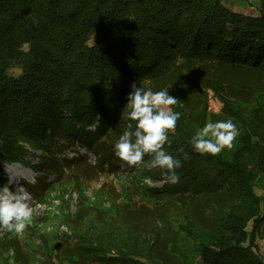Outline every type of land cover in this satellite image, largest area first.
I'll return each instance as SVG.
<instances>
[{
  "label": "trees",
  "instance_id": "16d2710c",
  "mask_svg": "<svg viewBox=\"0 0 264 264\" xmlns=\"http://www.w3.org/2000/svg\"><path fill=\"white\" fill-rule=\"evenodd\" d=\"M259 6L252 15L225 0H0V162L27 164L22 144L40 150L37 169L56 177L43 190L68 166L53 158L56 147L78 143L96 157L95 174L132 171L121 175L124 200L111 202L112 215L75 233L85 220H78L85 207L77 209L72 234L43 264H186L169 235L174 225L198 242L200 264H264L247 245L249 223L264 229V197L256 195L264 192V0ZM133 82L169 88L180 101L171 106L180 117L164 145L181 159L179 183L147 168L153 154L132 167L114 155ZM209 96L218 111L209 110ZM228 119L238 127L231 148L215 156L193 149L198 129ZM145 179L164 183L151 188ZM216 194L227 206L210 200L207 228L193 207ZM162 200L171 204L154 218L157 231L123 221ZM114 233L142 237L123 246ZM105 236L101 246L95 238ZM15 264L41 263L23 249Z\"/></svg>",
  "mask_w": 264,
  "mask_h": 264
},
{
  "label": "rangeland",
  "instance_id": "374dc122",
  "mask_svg": "<svg viewBox=\"0 0 264 264\" xmlns=\"http://www.w3.org/2000/svg\"><path fill=\"white\" fill-rule=\"evenodd\" d=\"M259 1L225 0V3L233 10L254 15L260 7ZM219 107L220 104L209 96V110L216 112ZM22 148L26 150V155H28L27 164L0 162V186L12 181L10 185L12 190L16 187H23L29 191L32 194L34 211L31 222L22 233L17 234L12 231L5 234L6 230L0 227V230H4L0 233V264H15L23 249H28L30 258L41 264L45 262L43 258L55 257L57 251L64 246L65 241L62 239H67L73 232L72 218L75 222L77 209L85 207L78 216V220L80 218H85V220L78 223L75 233L83 232L90 220L95 221L96 219L97 222H103L104 215H112L110 211H107L112 205L111 202L116 200L117 204H121L124 200L121 175L132 174L131 170H124L118 176L107 175L106 173L95 174L93 166H95L96 157L75 143L74 147H64L62 150L56 147L57 149L52 155L53 158L61 166L66 163L68 166L63 167L62 171L59 170L58 173L61 176L59 183L50 189L43 190L39 185L51 182L56 177L37 169L39 161L43 159L40 150L31 149L26 144H22ZM134 180L136 183L137 180L135 178ZM143 183L151 188H160L164 181L153 182L145 179ZM256 195L262 199L264 192L256 190ZM210 200L222 202V206H227L228 202L225 196L221 194L212 195V197L201 196L196 200L193 211L199 219L202 218V223L207 228L214 224L210 218V213L214 214V206L211 208ZM135 201L140 203L138 197ZM166 204H171V202L162 200L153 206L143 204L148 207H143L135 214L127 213L123 221L155 232L158 230V226H156L154 218L168 211ZM39 205H44V209L42 210ZM190 224L195 228L192 222ZM259 226V224L249 223L247 231H250V235L247 245H250L256 254L264 259V229L261 232L262 227ZM173 230V236L169 233L171 241L186 264H200L197 257L199 254L198 242L178 230L176 225H174ZM111 236L123 246L129 245L133 240L139 241L142 237L130 236L126 233L122 236L114 233ZM106 237L95 239L100 242L101 246H106L108 244L106 240L104 241ZM55 246L58 247L55 248ZM111 253L113 252L111 251Z\"/></svg>",
  "mask_w": 264,
  "mask_h": 264
},
{
  "label": "clouds",
  "instance_id": "9594fccd",
  "mask_svg": "<svg viewBox=\"0 0 264 264\" xmlns=\"http://www.w3.org/2000/svg\"><path fill=\"white\" fill-rule=\"evenodd\" d=\"M125 105L128 121L122 135L114 144V155L126 162L128 167L140 165L145 154H153L147 164L149 170L160 169L165 181L179 183L180 177L176 170L181 167V159L169 154L164 148L170 145L167 133L175 130L180 113L173 112L172 105L180 101L168 94L165 88L156 92L145 90L131 84ZM238 136V127L232 119L227 121L209 122L198 129L190 140L193 149L203 155L215 156L222 149L231 148ZM183 160L190 159L183 148L177 149ZM12 181L0 186V227L9 232L22 233L31 222L33 215L32 194L23 187L10 188ZM43 210L44 205H39Z\"/></svg>",
  "mask_w": 264,
  "mask_h": 264
},
{
  "label": "bare ground",
  "instance_id": "6f19581e",
  "mask_svg": "<svg viewBox=\"0 0 264 264\" xmlns=\"http://www.w3.org/2000/svg\"><path fill=\"white\" fill-rule=\"evenodd\" d=\"M2 232H4V230H0V233H2ZM9 231H5L4 233L6 234V233H8Z\"/></svg>",
  "mask_w": 264,
  "mask_h": 264
},
{
  "label": "water",
  "instance_id": "95a60500",
  "mask_svg": "<svg viewBox=\"0 0 264 264\" xmlns=\"http://www.w3.org/2000/svg\"><path fill=\"white\" fill-rule=\"evenodd\" d=\"M58 246H55V248H57Z\"/></svg>",
  "mask_w": 264,
  "mask_h": 264
}]
</instances>
